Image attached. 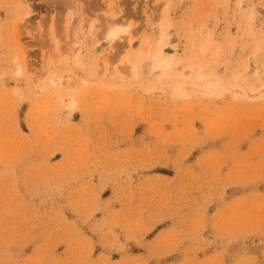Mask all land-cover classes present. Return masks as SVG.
<instances>
[{"label":"rangeland","instance_id":"obj_1","mask_svg":"<svg viewBox=\"0 0 264 264\" xmlns=\"http://www.w3.org/2000/svg\"><path fill=\"white\" fill-rule=\"evenodd\" d=\"M262 94L264 0H0V264H264Z\"/></svg>","mask_w":264,"mask_h":264},{"label":"bare ground","instance_id":"obj_2","mask_svg":"<svg viewBox=\"0 0 264 264\" xmlns=\"http://www.w3.org/2000/svg\"><path fill=\"white\" fill-rule=\"evenodd\" d=\"M251 17H253V15L249 16V18L246 17V19H247L246 21H248V20L252 21V19H250ZM104 18L106 19L107 17H104ZM109 18H110V16H109ZM104 26L106 28L105 29L106 31L104 29H102ZM104 26L101 27V29L104 30V32H105V36L104 37H105V39L108 42V50H112L113 48H115L114 45L118 41V39H121L122 35H127L128 32H129V28L128 27L122 26L118 20H114V19H110L107 22H104ZM153 26H155V25H153ZM246 26H248V25H246ZM159 28H160V31H161V36H163L165 34V32H167V29L169 28V20H168V17L166 16V14L164 15L163 19L161 20V22L159 24ZM131 42H132V38L130 37V42H129L130 45H131ZM152 46H153V44H152ZM161 46H163V40H160V43H159L158 47H161ZM203 49H205V47ZM158 50H159V48H158ZM148 56H149V54H148ZM140 58L141 57L139 56V54L138 55L131 54V53L128 54L127 63H128V66H129V70L136 71L139 68L138 64H139ZM148 59H150V62H148L146 64V69H147L146 70L147 73L145 71L146 74H148L150 76L153 75V77H155V78L156 77L158 78V76H159L160 79L168 78V77L172 76L171 67L173 65V60H174L173 57H168L162 50H160V51H158L157 55H154V56H151V57H147V60ZM103 68L104 69L101 72H103L104 76H108V75H110V73L111 74L113 73L111 71V69L109 67H107L106 64H105V67H103ZM156 73H158L159 75L157 74V76H154V75H156ZM196 73L197 74H195V75H192V73H191V75H189V77H188L187 74L184 75V73H183L182 74L183 76H181V78H183L184 80H181L180 83L178 84V86H176V88H174L173 91H175V93H177V94L180 93L181 90H182V87L184 85H186V84H189L196 91H198L200 93H203V94L205 93L207 95H211V94L217 93L220 90L224 89V87H223V85L221 83V80H215L216 77L215 78L214 77L212 78L210 76L207 77L204 73H202L201 70H197ZM153 77H151V78H153ZM148 78H149V76L148 77L146 76L147 80H148ZM60 80L61 79H56V78L52 77L51 83L52 84H56ZM60 84H61V82H60ZM40 86L41 87H45L47 85H40ZM234 86H236V85H234ZM250 91H252V89H250ZM243 93H244L243 96H245L247 98H250L249 94H248V92L246 90H243ZM260 97H264V95L262 94ZM254 98H256V97H254ZM73 105L74 104L71 103V106L68 107V108H71V107L73 108Z\"/></svg>","mask_w":264,"mask_h":264}]
</instances>
